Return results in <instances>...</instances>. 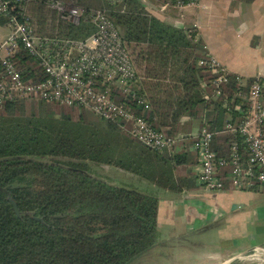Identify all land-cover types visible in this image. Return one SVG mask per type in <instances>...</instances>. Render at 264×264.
Returning <instances> with one entry per match:
<instances>
[{
    "label": "trees",
    "instance_id": "16d2710c",
    "mask_svg": "<svg viewBox=\"0 0 264 264\" xmlns=\"http://www.w3.org/2000/svg\"><path fill=\"white\" fill-rule=\"evenodd\" d=\"M66 1L108 10L151 103L148 109L130 100L139 114L190 144L195 124L206 125L216 132L213 148L229 156L234 136L224 131L231 117L224 102L238 89L236 75L230 74L219 98L204 97L212 94L213 76L198 65L206 50L191 27L163 21L141 0ZM27 8L42 35L86 38L96 30L86 17L79 24L62 18L48 0H30ZM16 62L28 77L44 78L27 52ZM89 114L43 100L0 105V264H129L156 244L159 197L105 180L86 166L88 161L116 164L161 187L176 188L171 158L119 125ZM233 117L241 118L237 113ZM241 150L248 163V151ZM230 183L227 178L225 186Z\"/></svg>",
    "mask_w": 264,
    "mask_h": 264
},
{
    "label": "built area",
    "instance_id": "2783aa9c",
    "mask_svg": "<svg viewBox=\"0 0 264 264\" xmlns=\"http://www.w3.org/2000/svg\"><path fill=\"white\" fill-rule=\"evenodd\" d=\"M116 2L120 0H109ZM30 0H0V22L10 27L8 38L0 45V105L11 101H46L84 108L101 119L119 125L144 145L157 150H172L182 139L160 130L135 109L132 101L151 103L142 91L141 77L118 27L106 8L82 7L76 2L48 0L62 18L79 24L83 17L96 25L86 38H62L37 32L27 14ZM198 0H162V9L194 6ZM27 52L38 61L42 80L28 77L19 68L16 57ZM198 65L211 72L212 94L217 99L230 83L229 69L207 51ZM238 89L224 105L230 120L224 131L233 134L229 156L219 155L213 148L216 134L208 126L198 127L190 149L198 157L197 184L210 190L225 188L230 179L236 189H251L264 184V80L236 75ZM203 86L208 82L203 81ZM248 87V89H245ZM235 99L237 102L233 106ZM130 100H132L130 102ZM240 115L235 121L233 114ZM249 154L245 162L241 147ZM228 171L230 173H228ZM257 255L258 254H254Z\"/></svg>",
    "mask_w": 264,
    "mask_h": 264
},
{
    "label": "crops",
    "instance_id": "0c3cea01",
    "mask_svg": "<svg viewBox=\"0 0 264 264\" xmlns=\"http://www.w3.org/2000/svg\"><path fill=\"white\" fill-rule=\"evenodd\" d=\"M141 2L163 21L191 27L206 52L231 73L264 80V0H198L165 10L162 0ZM201 126L195 124L192 137ZM188 141L182 138L174 149L160 152L174 164L176 188L136 179L134 187L159 197L158 240L143 256L155 264H215L256 250L264 255V184L259 189H236L231 183L222 190L200 187L199 160Z\"/></svg>",
    "mask_w": 264,
    "mask_h": 264
},
{
    "label": "rangeland",
    "instance_id": "374dc122",
    "mask_svg": "<svg viewBox=\"0 0 264 264\" xmlns=\"http://www.w3.org/2000/svg\"><path fill=\"white\" fill-rule=\"evenodd\" d=\"M69 2H75V1H69ZM27 14L29 15L28 8H27ZM10 32H11L10 27L0 22V45L3 41H5L8 38ZM28 110L30 111L31 108L29 107ZM91 114L92 115L89 114L91 117H95V118L97 117L98 119H100V117L94 114L93 112H91ZM86 170H88L94 175H97L115 184H128V185L130 184V186L131 185L134 186L136 179L138 177L142 178L141 176L133 172H130L122 168L121 166H117L116 164H110V163H97L93 161H88ZM147 252L145 254H147ZM255 253L258 254V256L254 255ZM261 253L262 252L260 250L251 251L247 254H244L243 256H241L240 258H238L233 262H225V263L218 262L215 264H264V255ZM143 255H141V257L139 258H136L129 264H155L152 262L151 257L143 256Z\"/></svg>",
    "mask_w": 264,
    "mask_h": 264
},
{
    "label": "water",
    "instance_id": "95a60500",
    "mask_svg": "<svg viewBox=\"0 0 264 264\" xmlns=\"http://www.w3.org/2000/svg\"><path fill=\"white\" fill-rule=\"evenodd\" d=\"M12 202L14 204V207H15L16 212L19 213V208H18L17 203L14 200H12Z\"/></svg>",
    "mask_w": 264,
    "mask_h": 264
},
{
    "label": "bare ground",
    "instance_id": "6f19581e",
    "mask_svg": "<svg viewBox=\"0 0 264 264\" xmlns=\"http://www.w3.org/2000/svg\"><path fill=\"white\" fill-rule=\"evenodd\" d=\"M259 261V260H258Z\"/></svg>",
    "mask_w": 264,
    "mask_h": 264
}]
</instances>
